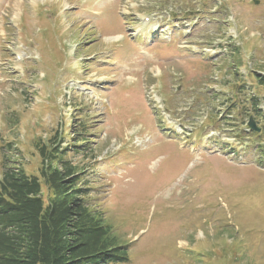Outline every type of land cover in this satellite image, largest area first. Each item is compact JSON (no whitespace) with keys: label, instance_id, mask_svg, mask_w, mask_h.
<instances>
[{"label":"rangeland","instance_id":"obj_1","mask_svg":"<svg viewBox=\"0 0 264 264\" xmlns=\"http://www.w3.org/2000/svg\"><path fill=\"white\" fill-rule=\"evenodd\" d=\"M256 72L264 0H0V161L63 150L122 264H264Z\"/></svg>","mask_w":264,"mask_h":264},{"label":"trees","instance_id":"obj_2","mask_svg":"<svg viewBox=\"0 0 264 264\" xmlns=\"http://www.w3.org/2000/svg\"><path fill=\"white\" fill-rule=\"evenodd\" d=\"M255 80L264 91V73L256 72ZM253 111L248 117L262 116V122L256 123L255 130L244 126L239 133L248 142L244 150L257 154L264 168V115L257 107ZM10 148L6 145L0 161V264H122L129 260V245L118 241L104 213L91 206V187L63 150L40 149L36 176L10 158L15 153ZM41 181L49 192L45 200Z\"/></svg>","mask_w":264,"mask_h":264},{"label":"water","instance_id":"obj_3","mask_svg":"<svg viewBox=\"0 0 264 264\" xmlns=\"http://www.w3.org/2000/svg\"><path fill=\"white\" fill-rule=\"evenodd\" d=\"M247 126L251 130H255L256 129V124H255L254 120L252 119V117L249 118V120L247 122Z\"/></svg>","mask_w":264,"mask_h":264},{"label":"bare ground","instance_id":"obj_4","mask_svg":"<svg viewBox=\"0 0 264 264\" xmlns=\"http://www.w3.org/2000/svg\"><path fill=\"white\" fill-rule=\"evenodd\" d=\"M113 2H115V0H110V3H113Z\"/></svg>","mask_w":264,"mask_h":264}]
</instances>
